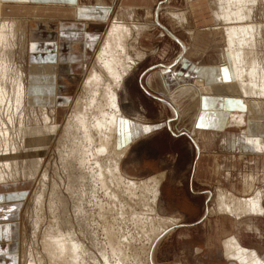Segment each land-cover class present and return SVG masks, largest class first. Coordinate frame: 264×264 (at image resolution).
<instances>
[{
  "label": "bare ground",
  "instance_id": "obj_1",
  "mask_svg": "<svg viewBox=\"0 0 264 264\" xmlns=\"http://www.w3.org/2000/svg\"><path fill=\"white\" fill-rule=\"evenodd\" d=\"M192 1L194 0H185V3L188 6ZM204 1L211 11L212 22L215 26H220L225 40V54L222 55L220 70L229 77V80L223 85H214L210 88L215 93L213 97L220 100V108L223 110L216 114L218 127H221L222 131L227 126L229 111L235 109L246 111L245 119L239 118L233 123H236L235 126L238 128L243 127L241 135L232 140L223 139L220 148L232 152L234 150V153L238 151L234 159L238 162L246 161L244 165L247 166L239 188L231 186L227 189L222 186L221 181L217 183L215 205L207 210V215L215 214L232 218V226L236 231L226 236L221 243L222 254L227 264H264V253L243 242V236L249 233L255 232L260 236L261 228L257 223L264 221V24L253 19L254 9L261 5L259 3L262 0ZM124 10L130 11L128 19L132 22H122L119 21L120 19L107 22L108 26L95 54L98 69H92L91 75L83 81L84 90L86 87L92 91L91 101L87 99L88 105L74 112L62 127L57 120L56 102L58 91L65 87L68 83L67 79L61 78L57 73L60 67L45 66V74L49 75L50 80L49 84L44 85L47 94L41 95L40 98L34 96L35 92L39 91L37 88H40L39 73L44 72L40 66L33 67L32 79L38 83L32 82L28 90L24 83L23 62L20 61L18 65L13 60L15 51L21 55L20 60H24L27 54L26 24L0 16V113L4 115L0 117V185L5 184L6 188L7 184L17 185V183L33 186L34 181H37L41 189L35 192L34 202L39 204L48 179V172L43 169L44 158L59 136V130L63 128L58 141L60 166L64 174L65 189L69 197L77 202L78 213L82 212L83 186L89 180L99 183L109 207L106 213L103 209L105 215L100 212L102 209L99 211L100 218L104 220V217H112L113 221L109 218L106 221L115 226L118 220L131 223L142 239L140 249L137 248L133 253L127 250L132 253L131 263L153 264V254L158 241L177 226L179 221L174 217L160 216L155 212L163 174L137 181L125 177L124 173L120 172V161L130 149L131 120L123 115L119 107L118 90L124 78L133 69L135 61L144 57L143 53L135 52L134 47L128 42L131 39L138 40L140 33L149 29L148 26L134 24L135 9ZM99 13L108 17L106 9ZM149 14L147 10L146 15ZM170 16L181 26L187 24L183 14L172 13ZM220 29L215 27L211 31L216 33ZM189 35L192 36L193 33L189 31ZM65 71L69 74L68 67ZM67 78L74 77L69 75ZM100 88L103 90L102 98L109 113L104 112L105 108L102 109L100 102L99 104L95 102V96ZM181 90L183 95L194 103L195 100L198 102L203 98V95L191 87H183ZM48 108L53 114L52 118L49 116ZM241 116L243 117L242 114ZM121 129L122 135H119ZM250 162L254 163L255 170H249ZM248 173L252 175H247L250 182H243L244 175ZM260 176H263L262 186H257L255 180L260 179ZM237 191L240 192V196L236 195ZM50 207L53 215L57 214L54 218L55 229L48 239L50 240L48 244L59 252L70 255L76 264H84L86 261L94 264L95 258L93 260L85 246H82L80 236L77 239L76 234L74 235L72 223L65 220L66 218L63 219L66 202L57 192L56 183H52ZM10 208L14 209V205ZM77 225L82 229V219L77 220ZM96 226L98 228L99 225H95V229ZM81 232L80 235L83 234ZM115 232L117 230L111 231L110 234ZM110 237L114 239V235ZM120 237L118 240L115 236V240H118L117 243L121 247L136 242L133 235L121 234ZM92 239L91 242L94 244ZM109 239L107 242L110 241ZM117 243H113L114 246H118ZM116 249V247L112 248V255L117 258L115 264H126L127 253L125 254L122 248ZM30 253L32 256V252ZM100 255L103 262L106 264L110 262L109 255L107 256L102 250Z\"/></svg>",
  "mask_w": 264,
  "mask_h": 264
},
{
  "label": "rangeland",
  "instance_id": "obj_2",
  "mask_svg": "<svg viewBox=\"0 0 264 264\" xmlns=\"http://www.w3.org/2000/svg\"><path fill=\"white\" fill-rule=\"evenodd\" d=\"M134 4H137L135 5L136 10L133 15L134 24L145 25L149 29L146 32L140 33L138 40L131 39L128 42L130 46L134 47L135 52L143 53L144 57L142 60L135 61L134 70H131V74H129L130 72L128 73L129 76L125 79L122 90H120L121 87L119 88V107L124 116H129L131 126L132 124H139L138 126L145 124L144 119H142L144 117L134 114L139 112L140 108H143L144 114L147 116L146 118L152 120V122L176 118L175 121L170 123L172 132L176 136L180 132H184L195 144L197 155L189 142L183 138V135L181 137H173L168 128L159 130L147 139L134 143L140 135L144 136V133H141L131 142V148L126 158L123 157V162V158L121 159L119 165L120 172H124L125 177L137 181L163 174V180L159 186L160 194L154 209L160 216L175 217L179 221V224L158 241L153 254V264H227L222 254L221 243L226 236L235 232L232 226V218H224L215 214L207 215V210H210L215 205V189L219 181H221L224 188L228 189L231 186L238 188L237 184L247 171L245 170L247 166L232 161L235 159H230L229 157L225 159V152L223 153V150L220 148L223 139L232 140L241 135L243 127L238 128L233 126L236 125V123H233L238 121L239 118L245 119L244 114H246V111L237 109H235L236 111H229L227 126L221 131V127L217 125L219 132L216 130L217 128L210 126H207L208 130L199 129L202 125H196L194 128L195 110L191 103L193 101L180 93V89L183 87H194L195 90L203 95V98L204 96L212 97L215 93L210 90L211 86H220L229 80V77L220 70L222 55L225 54L224 33L220 29V26H215L212 22L211 11L204 0H200L199 2L194 0L188 6L185 0H145V3L140 2L138 4L136 2ZM259 4L261 5H258L257 9H254L253 19H256L255 21L263 25L264 0ZM121 6L124 5H122L121 0H118L114 14L108 19L109 22L113 19H120L119 21L122 22L129 21L128 14H130V11L124 10L128 7L123 8ZM106 10L107 14H109L112 8ZM147 10H149V15H146ZM172 13L185 15L187 24L183 26L179 25L170 16ZM255 16L258 17L254 18ZM107 26L108 24H106L105 30ZM215 27L216 29H220L218 31L220 34L211 31ZM105 30L103 31L101 40ZM189 31L193 33L192 36L189 35ZM26 47L27 53L28 43ZM98 47L95 53L91 54L87 59L83 72L82 69L78 71L72 68L74 72L78 71L77 74H71L74 76L73 79L67 78L63 69L57 72L61 78H65L68 81L65 87L61 91H58L59 95L56 102L57 120L61 127L74 112L82 110L91 101L92 91L86 87L87 92L84 90L83 81L91 75L93 70L98 69L95 57ZM26 56L24 60H20L21 55L15 51L13 60L18 65L20 61L23 62V75H25L23 77L26 81L24 83L29 90L31 83L36 82L32 79L33 67L39 65L28 66ZM44 67L40 66V69L44 72L39 73L41 81L39 82L40 85L38 84L40 88H37V90L40 92L36 91L34 95L39 98L46 93L47 88L44 85L50 83L49 75L45 74ZM164 67L170 68L168 70L171 71V76L173 77V81L170 84H166L163 80L162 71ZM150 68L152 70L147 72ZM195 69L198 70L194 71ZM143 76L146 85H151V89H148L150 94L159 97L164 105L152 99L146 92L144 93L141 90L138 81ZM102 93L103 90L100 88L99 93L95 96V102L96 104L100 102V106L104 109L105 101H103ZM87 99L89 102H87ZM209 103L208 101L204 106H210ZM216 108L220 107L216 106ZM208 111L205 110L207 113ZM104 112L109 113V110L105 108ZM48 113L52 118L53 114L50 112V108H48ZM209 114L212 115L213 113L210 112ZM2 116L4 115L0 113L1 118ZM148 124L151 125L153 123L148 122ZM62 129L59 130V136L62 134ZM205 132H207L208 136L203 134ZM119 135H122V129ZM59 136H57L51 145L52 147L50 146L44 158L43 169H46L48 172V179L45 184L42 200L39 204L34 202L35 192L40 188L37 181H34V185L28 190L27 198L23 203L22 219L21 224H19V229L21 225V235L16 246L18 252L17 264H76L70 255L59 252L54 246L52 247L48 244L50 243L48 239H50L51 233L55 229L54 218L57 214L54 213L53 215L52 208L50 207L52 183H56L57 192L66 202V211L63 219L66 218L65 220L72 223L74 235L76 234V238L80 236L79 240L82 242V246H85L84 248L93 257V260L95 258L94 264H106L100 258L101 250L107 256L109 255L110 262L108 264H115L117 258L112 255L113 247L119 250L122 248L125 251L124 253H127V256L125 255L126 264H132L130 257H132V253L137 248L140 249V246H142L141 236L137 234L138 231L134 230L135 228L131 226V223L118 220L115 226L111 222L107 223L106 221L108 218L112 220V217H104V220L100 218L101 213L105 215L108 211L107 198L100 189L99 183H94L91 180L84 185L85 188L84 186L82 188V212L78 213V204L73 198L69 197L65 189V182H63L64 174L61 170L58 154V150L60 149ZM237 152L235 154L226 153L225 155L237 157ZM213 164H217L215 169H219L220 167L218 172L216 170L213 171ZM253 164V162L248 163L250 171L252 169L255 170ZM247 175L252 176L249 173L244 175L243 182H250ZM262 178L263 176H260V179L255 180L257 186H262ZM59 182L61 185H59ZM236 195L240 196L241 194L237 191ZM99 204L104 208L100 206L99 209ZM49 219L52 220L50 221ZM78 219H82V229L77 227ZM97 224L99 226L98 228L96 226L95 229V225ZM103 224L106 225L104 226ZM257 224L261 228V235L257 236L255 232L249 233L243 236V242L247 246L256 247L260 253H264V221H259ZM106 227H108V231ZM116 230L117 232L110 234L111 231ZM120 230L121 232H119ZM80 231L83 233L81 234L82 236L80 235ZM121 234L125 236L133 235L136 242H133L132 245L127 244V247H121L117 243L121 238ZM112 235H114V239L110 237ZM115 236L118 239L117 241L115 240ZM16 237L19 238V233ZM91 239L94 244L91 242ZM108 239L119 245L114 246L109 241L110 244L112 243L110 245L107 242ZM127 250L132 251V253ZM30 252H32V256ZM88 263L93 264L87 261L84 264ZM144 263L146 262L144 261Z\"/></svg>",
  "mask_w": 264,
  "mask_h": 264
},
{
  "label": "crops",
  "instance_id": "obj_3",
  "mask_svg": "<svg viewBox=\"0 0 264 264\" xmlns=\"http://www.w3.org/2000/svg\"><path fill=\"white\" fill-rule=\"evenodd\" d=\"M136 2H138V4H140V2L145 3V0H121L122 5H124L121 7L135 8L136 10L135 5L137 4H134ZM117 3L118 0H0V16L5 19L19 20L26 24L28 41L26 59L28 66L60 67L59 70L63 69L64 73H66L65 70L68 67L69 74L65 76L69 77L72 73L77 74L81 69L83 72L87 59L91 54L95 53L98 47L108 19L114 14ZM109 8H112V11L110 10L108 17L99 13V11ZM37 58L39 60H36ZM72 68L78 71L74 72ZM168 69L170 68L164 67L162 71L163 80L166 84H170L173 81L171 71ZM59 70H57V72ZM151 70L152 68L147 72ZM197 70L198 69H195L194 71ZM131 72L132 71H130L129 74H131ZM129 74L127 76H129ZM127 76L124 78L120 90H122ZM138 83L144 93L146 92L149 97L162 103L159 97L150 94L148 89H151V85H146L144 76L139 79ZM191 88L195 90L194 87ZM180 93L183 95L181 89ZM212 97L204 96V98H201L198 102L195 100L196 104L189 101L193 104L195 110L193 120L194 128L196 125H202L199 129L204 130H208L207 126L217 128L218 116H216V114H218V111L220 113L221 108H216V106L220 107L221 103L218 98L213 97L212 99ZM208 101L210 102V106L205 107L204 104ZM205 110H209L208 113L205 112ZM210 112L213 114H209ZM142 113L144 114L143 108H140L139 112L134 113L144 117L142 119H144L145 124L142 126H138L139 124H132L129 134V140L131 142L141 133H144V136L140 135L134 143L147 139L150 135L159 130L168 128L173 137H181L183 135V138L189 142L197 155L195 144L184 132H180L177 136L172 132L170 123L175 121L176 118L165 119L161 122H152V120H148L146 118L147 116ZM148 122L153 124L149 125ZM216 130L218 131L219 129L217 128ZM203 134L208 136L207 132ZM127 153L124 158H126ZM223 153L225 159L226 157L230 159L235 158L233 155H225L226 153L233 154L234 150L232 152L223 149ZM232 161L235 163L238 162L236 159ZM245 162L238 163L244 164ZM216 166L217 164H213V171L216 170V172H218L220 167L219 169H215ZM239 183L237 184L238 188ZM19 184L17 183L18 186L7 184V188L5 184L0 185V264H17L18 262L16 246L21 235V225L19 229V224H21L22 219L23 203L27 198L28 190L32 187V185H26L27 183H23V185L21 183ZM11 205H14V209H11L13 206L10 208ZM233 228V230L236 231V228ZM18 233L19 238L16 237Z\"/></svg>",
  "mask_w": 264,
  "mask_h": 264
}]
</instances>
